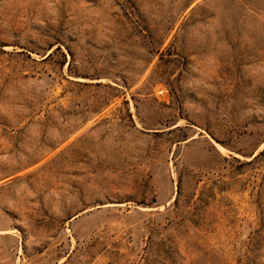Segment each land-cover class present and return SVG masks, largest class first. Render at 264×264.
I'll return each mask as SVG.
<instances>
[{"label":"rangeland","instance_id":"rangeland-1","mask_svg":"<svg viewBox=\"0 0 264 264\" xmlns=\"http://www.w3.org/2000/svg\"><path fill=\"white\" fill-rule=\"evenodd\" d=\"M0 264H264V0H0Z\"/></svg>","mask_w":264,"mask_h":264}]
</instances>
